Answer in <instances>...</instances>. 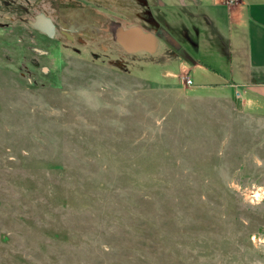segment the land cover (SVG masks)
I'll use <instances>...</instances> for the list:
<instances>
[{
	"label": "rangeland",
	"instance_id": "rangeland-1",
	"mask_svg": "<svg viewBox=\"0 0 264 264\" xmlns=\"http://www.w3.org/2000/svg\"><path fill=\"white\" fill-rule=\"evenodd\" d=\"M151 1L0 0V264H264V100ZM111 20L180 50L128 54Z\"/></svg>",
	"mask_w": 264,
	"mask_h": 264
},
{
	"label": "crops",
	"instance_id": "crops-1",
	"mask_svg": "<svg viewBox=\"0 0 264 264\" xmlns=\"http://www.w3.org/2000/svg\"><path fill=\"white\" fill-rule=\"evenodd\" d=\"M168 5L179 8L186 19H202L213 29L214 40L220 34L223 36L228 77L222 86H239L242 94L264 100V0H168ZM193 30L196 36L204 32ZM197 41L192 40L190 44L197 47Z\"/></svg>",
	"mask_w": 264,
	"mask_h": 264
},
{
	"label": "water",
	"instance_id": "water-1",
	"mask_svg": "<svg viewBox=\"0 0 264 264\" xmlns=\"http://www.w3.org/2000/svg\"><path fill=\"white\" fill-rule=\"evenodd\" d=\"M29 24L36 30L47 34L49 37H53L54 25L43 14L35 16L33 21H29ZM115 42L128 54L138 52L154 54L158 47L155 31H145L139 26L118 29L115 35Z\"/></svg>",
	"mask_w": 264,
	"mask_h": 264
},
{
	"label": "flooded vegetation",
	"instance_id": "flooded-vegetation-1",
	"mask_svg": "<svg viewBox=\"0 0 264 264\" xmlns=\"http://www.w3.org/2000/svg\"><path fill=\"white\" fill-rule=\"evenodd\" d=\"M144 7H145V9H149V5L147 3H146V5ZM105 27H106V29H104V31L107 32V33H109V34H111V30L113 28L112 35H113V39L115 41V35H116V32L118 31V29H120V28L127 29V28L132 27V26H129V27H125L124 28V27L121 26V24L118 21L111 20V21H109L108 23L105 24ZM162 29L163 28H161L160 26L159 27L157 26L156 28H154L153 30H150V31H155V36L158 39V43H159V41H163V39L165 38L168 42L169 41L171 42V44L173 45V47H175V49L178 48V50H177V52H178L180 50V47H178L176 45L177 43L175 42V40H173V39L170 38V36L168 35L167 31L164 30V29L162 30ZM54 32H55V27H54ZM53 36H54V34H53ZM49 38H51V37H49ZM177 52H174V54L177 53Z\"/></svg>",
	"mask_w": 264,
	"mask_h": 264
},
{
	"label": "built area",
	"instance_id": "built-area-1",
	"mask_svg": "<svg viewBox=\"0 0 264 264\" xmlns=\"http://www.w3.org/2000/svg\"><path fill=\"white\" fill-rule=\"evenodd\" d=\"M229 1H237V0H229ZM183 81L186 85L191 86L192 85V80L190 77L183 78ZM233 92L236 96V98H240L242 95V91L240 90L239 86H233Z\"/></svg>",
	"mask_w": 264,
	"mask_h": 264
},
{
	"label": "bare ground",
	"instance_id": "bare-ground-1",
	"mask_svg": "<svg viewBox=\"0 0 264 264\" xmlns=\"http://www.w3.org/2000/svg\"><path fill=\"white\" fill-rule=\"evenodd\" d=\"M54 25V24H53ZM55 27V26H54ZM246 195V194H245ZM253 200L260 201L262 199L261 194L259 193H253L251 196H249Z\"/></svg>",
	"mask_w": 264,
	"mask_h": 264
},
{
	"label": "trees",
	"instance_id": "trees-1",
	"mask_svg": "<svg viewBox=\"0 0 264 264\" xmlns=\"http://www.w3.org/2000/svg\"><path fill=\"white\" fill-rule=\"evenodd\" d=\"M147 3V2H146ZM146 5V4H145Z\"/></svg>",
	"mask_w": 264,
	"mask_h": 264
}]
</instances>
